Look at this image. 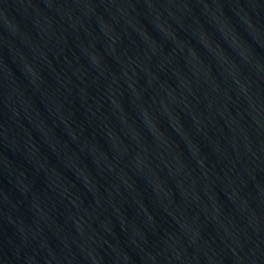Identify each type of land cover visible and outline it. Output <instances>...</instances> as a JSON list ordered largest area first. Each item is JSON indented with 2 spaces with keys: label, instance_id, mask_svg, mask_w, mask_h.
Returning <instances> with one entry per match:
<instances>
[{
  "label": "water",
  "instance_id": "95a60500",
  "mask_svg": "<svg viewBox=\"0 0 264 264\" xmlns=\"http://www.w3.org/2000/svg\"><path fill=\"white\" fill-rule=\"evenodd\" d=\"M111 264H264V0H134Z\"/></svg>",
  "mask_w": 264,
  "mask_h": 264
}]
</instances>
